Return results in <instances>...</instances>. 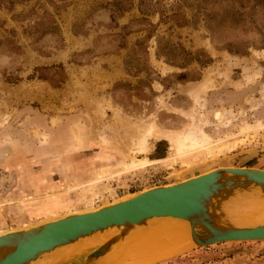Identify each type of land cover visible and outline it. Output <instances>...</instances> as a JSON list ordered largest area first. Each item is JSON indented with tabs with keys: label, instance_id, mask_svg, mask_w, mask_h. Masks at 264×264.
<instances>
[{
	"label": "rangeland",
	"instance_id": "374dc122",
	"mask_svg": "<svg viewBox=\"0 0 264 264\" xmlns=\"http://www.w3.org/2000/svg\"><path fill=\"white\" fill-rule=\"evenodd\" d=\"M189 4L0 0V234L219 167L264 170V10L209 27ZM160 46L212 63L173 66ZM256 244L156 264H264Z\"/></svg>",
	"mask_w": 264,
	"mask_h": 264
},
{
	"label": "water",
	"instance_id": "95a60500",
	"mask_svg": "<svg viewBox=\"0 0 264 264\" xmlns=\"http://www.w3.org/2000/svg\"><path fill=\"white\" fill-rule=\"evenodd\" d=\"M247 197L264 199V170L219 167L93 210L46 218L0 234V264H37L61 247L105 233L109 238L101 246L61 263L97 264L133 231L147 227L155 218L166 217L190 223L194 249L230 242H264V223L240 224L232 212L237 202Z\"/></svg>",
	"mask_w": 264,
	"mask_h": 264
},
{
	"label": "bare ground",
	"instance_id": "6f19581e",
	"mask_svg": "<svg viewBox=\"0 0 264 264\" xmlns=\"http://www.w3.org/2000/svg\"><path fill=\"white\" fill-rule=\"evenodd\" d=\"M156 136L157 139L163 138L168 141L173 146L172 149H176L179 153L184 151L187 148L186 146L190 145L188 147H191L192 144V142L190 144L188 142L186 145V139L184 141L182 135L177 134V132L163 133L157 131ZM191 148L194 149L196 147ZM178 152L176 153L178 154ZM186 153H183V156H188L190 152ZM232 212L236 217V221L240 224L255 225L264 223V199L257 197L242 199L233 207ZM247 212H252V214L249 213V217L251 218L252 216V219L247 218L248 216L243 217ZM149 222L147 227H139L125 241L115 245L97 264H156L171 258L176 251L186 252L196 247L191 237L190 223L188 221L166 217L155 218ZM179 237L183 244L177 247ZM108 238V234L97 233L92 237L81 239L73 245L61 247L52 257H49L50 259H45L37 264L66 263L80 256L87 255L105 243Z\"/></svg>",
	"mask_w": 264,
	"mask_h": 264
},
{
	"label": "trees",
	"instance_id": "16d2710c",
	"mask_svg": "<svg viewBox=\"0 0 264 264\" xmlns=\"http://www.w3.org/2000/svg\"><path fill=\"white\" fill-rule=\"evenodd\" d=\"M189 8H195L197 14L204 12L209 27L229 24L233 28H237L246 21L247 16L255 15L260 9L264 10V0H191ZM57 30V27L54 28V31ZM159 49L158 56L165 57L167 62L173 66L185 68L193 62H197L202 67H207L212 63V59L208 56H206V60H201L200 54H192L183 48L167 50L160 46ZM227 49L234 54L246 55L248 47L244 44L237 47L229 44ZM177 53L180 56H177ZM39 78L46 79L44 75H40Z\"/></svg>",
	"mask_w": 264,
	"mask_h": 264
},
{
	"label": "flooded vegetation",
	"instance_id": "af4514ba",
	"mask_svg": "<svg viewBox=\"0 0 264 264\" xmlns=\"http://www.w3.org/2000/svg\"><path fill=\"white\" fill-rule=\"evenodd\" d=\"M208 247H205V248H208ZM226 252H229V251H226ZM251 252L253 253V255L255 257H257V260H260L258 262H260V263L264 262V245L263 244H258V242H257V244L251 248ZM251 252H249V253H251ZM197 253H199V251H197ZM218 255H220V254H218Z\"/></svg>",
	"mask_w": 264,
	"mask_h": 264
},
{
	"label": "crops",
	"instance_id": "0c3cea01",
	"mask_svg": "<svg viewBox=\"0 0 264 264\" xmlns=\"http://www.w3.org/2000/svg\"><path fill=\"white\" fill-rule=\"evenodd\" d=\"M156 160H158V161H159V160H162V159H154L153 161H156ZM230 243H231V242H230ZM222 244H224V243H222ZM217 245H218V244H217ZM191 251H193V250H191ZM191 251H190V252H191ZM188 253H189V252H188ZM250 254H251V255H253V253H252V252H251Z\"/></svg>",
	"mask_w": 264,
	"mask_h": 264
}]
</instances>
